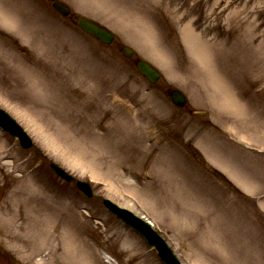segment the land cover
I'll return each mask as SVG.
<instances>
[{
  "label": "rangeland",
  "instance_id": "1",
  "mask_svg": "<svg viewBox=\"0 0 264 264\" xmlns=\"http://www.w3.org/2000/svg\"><path fill=\"white\" fill-rule=\"evenodd\" d=\"M64 1L117 39L102 43L51 0H0L11 21L0 23V106L33 139L24 150L0 131V264L76 263L57 238L35 251L9 240L25 225L11 200L20 177L76 213L98 252L93 264H162L105 210L104 197L151 218L186 264H264V0ZM125 44L133 57L122 55ZM138 57L162 70L156 84L139 73ZM212 73L223 94L207 80ZM31 76L43 92H33ZM171 87L188 95L189 107L172 103ZM225 95L234 105L221 102ZM51 161L90 180L94 197L60 179ZM160 182L183 192L189 225L159 206Z\"/></svg>",
  "mask_w": 264,
  "mask_h": 264
},
{
  "label": "bare ground",
  "instance_id": "2",
  "mask_svg": "<svg viewBox=\"0 0 264 264\" xmlns=\"http://www.w3.org/2000/svg\"><path fill=\"white\" fill-rule=\"evenodd\" d=\"M0 23L6 26L11 24L10 19L7 17L6 13L3 12V10H0ZM143 28L146 29L145 26H142V29ZM192 32V28L189 27L188 30H185V35L189 34L187 36L188 39H191L190 35H192ZM142 36L145 37L143 34ZM192 49L194 50L195 47L193 46ZM212 75L213 73L208 75L207 80L215 84L216 91H218L219 94H223L224 86L221 82L216 81ZM30 78L31 82H26L29 84L33 92H43L45 86L41 84V80L35 76H31ZM225 96L226 99L223 96L221 97V102L224 105L226 104V106L230 103L234 105L233 99L229 98L227 95ZM47 107L49 106L47 105ZM37 112L45 111L40 109L37 110ZM0 150H2V145H0ZM193 150L198 156H202L198 148L193 147ZM6 162L5 164H7ZM16 179V181H20L24 184L21 185L20 191L15 190L13 193L11 200H13L12 202L15 209L13 207L12 209L15 210L16 214H22V216H25V225L24 223L18 224L17 231H14V234L9 237V240L22 243L25 242L26 244H29L33 251H35L38 248L37 245L40 246V243L48 246L50 242L52 243V241L57 238L62 243L64 249V253L62 252V255L67 257L68 260L76 262L74 264H93L91 260L97 259L96 255L98 252L94 247L88 245L90 243L89 241L82 238V232L78 226H75L76 213H71L69 205H66L65 208H63L64 205H62L61 202L54 199L47 190L36 184V182L34 183L30 177H20ZM170 185V183H166L164 185L160 182L154 186L159 188L157 190L154 189L157 193H160L159 191H161V193L164 194L163 196L160 193L162 200H159L161 203L159 206L163 207L165 211L167 210L166 212L168 214L172 213L178 216L183 223H187L186 208H188L191 212L193 209L191 207H187L184 200L183 202H180L178 196H181L183 192L178 191V193L175 194ZM56 202L59 203L56 204ZM16 207L19 208L16 210ZM0 212H2V210H0ZM208 213L211 214L210 210ZM198 216H201V219L204 221L209 219V216L207 217L206 213L198 214ZM213 216L215 219L217 218V215ZM21 230L25 232L22 233ZM84 243L87 245L85 244L84 246ZM54 250L55 246L53 247V251ZM199 262L200 264H205L201 259Z\"/></svg>",
  "mask_w": 264,
  "mask_h": 264
},
{
  "label": "water",
  "instance_id": "3",
  "mask_svg": "<svg viewBox=\"0 0 264 264\" xmlns=\"http://www.w3.org/2000/svg\"><path fill=\"white\" fill-rule=\"evenodd\" d=\"M53 4L63 14H68L70 12L69 6L60 0H55ZM75 21L84 30L90 32L91 34L95 35L96 37H98V38H100L106 42H111L115 36L111 30H109L108 28H106L105 26L101 25L100 23H98L94 20L84 18V17H81L80 19H78V17H75ZM124 53L126 55H131L133 53V50L129 47H125ZM139 69L143 74L147 75V77L152 82H156L158 80V78L161 76V72L155 66H153L150 62H148L146 60H141L139 62ZM171 94H172L173 100L177 104L184 105L187 102V97L179 89H171ZM0 117L6 123V125L8 126V128L12 132H14L16 134L17 133L16 131H20L19 133H17L18 135L24 134L22 131L23 129L16 125V121L14 119H12L7 112L0 109ZM52 166L55 169H57L62 176L66 177L68 179H73V177L70 174H68L63 169H60L58 167V165H56L55 163H52ZM122 211H125V210L122 209ZM164 249L167 252V255H168L170 261L174 264H179L177 262V260L175 262V260L173 259L171 253L169 252L170 250L167 247H165Z\"/></svg>",
  "mask_w": 264,
  "mask_h": 264
}]
</instances>
